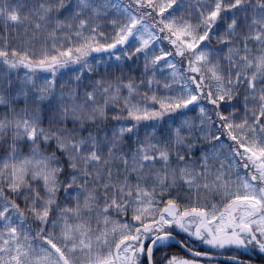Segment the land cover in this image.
Instances as JSON below:
<instances>
[{"label": "snow or ice", "instance_id": "1", "mask_svg": "<svg viewBox=\"0 0 264 264\" xmlns=\"http://www.w3.org/2000/svg\"><path fill=\"white\" fill-rule=\"evenodd\" d=\"M0 264H264V0H0Z\"/></svg>", "mask_w": 264, "mask_h": 264}]
</instances>
